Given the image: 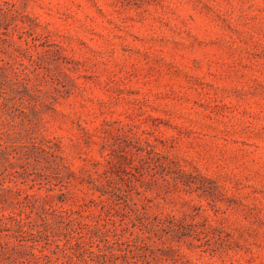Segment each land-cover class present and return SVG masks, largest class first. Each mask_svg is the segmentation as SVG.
Instances as JSON below:
<instances>
[{
  "label": "rangeland",
  "instance_id": "rangeland-1",
  "mask_svg": "<svg viewBox=\"0 0 264 264\" xmlns=\"http://www.w3.org/2000/svg\"><path fill=\"white\" fill-rule=\"evenodd\" d=\"M0 264H264V0H0Z\"/></svg>",
  "mask_w": 264,
  "mask_h": 264
}]
</instances>
